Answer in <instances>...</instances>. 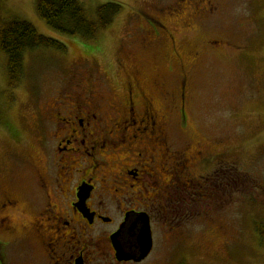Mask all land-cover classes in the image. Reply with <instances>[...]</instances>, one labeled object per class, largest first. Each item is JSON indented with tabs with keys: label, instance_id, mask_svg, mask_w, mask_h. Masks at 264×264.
I'll list each match as a JSON object with an SVG mask.
<instances>
[{
	"label": "rangeland",
	"instance_id": "374dc122",
	"mask_svg": "<svg viewBox=\"0 0 264 264\" xmlns=\"http://www.w3.org/2000/svg\"><path fill=\"white\" fill-rule=\"evenodd\" d=\"M81 1L96 18L97 7L108 0ZM116 1L122 8L113 21L85 39L51 27L39 16L36 0H2L3 19L29 20L66 49L26 50L15 86L9 83L7 54L0 50V185L6 184L12 156L38 155L31 135L35 116L69 73L84 62L102 72L117 71L122 58L146 81L161 82L162 92L177 94L184 83L189 135L194 140L208 136L230 159L227 200L211 214L214 222L200 216L178 239L156 227L152 255L160 264H264V0H211L215 9L204 17L189 1ZM109 76L113 85H121L118 76ZM14 132L24 137L20 144L12 142ZM15 163L23 164L12 172L18 192L30 187L34 168L27 161ZM15 221L18 233L34 240L23 264H35L43 256L37 236L22 227L21 218ZM7 249L15 256L11 264H21L19 248Z\"/></svg>",
	"mask_w": 264,
	"mask_h": 264
},
{
	"label": "flooded vegetation",
	"instance_id": "af4514ba",
	"mask_svg": "<svg viewBox=\"0 0 264 264\" xmlns=\"http://www.w3.org/2000/svg\"><path fill=\"white\" fill-rule=\"evenodd\" d=\"M182 1L202 17L215 9L211 0ZM120 59L117 71L106 69L113 72L79 64L36 114L38 155L12 156L0 185V264L15 259L10 245L21 264L34 251L31 235L18 233V218L37 236L43 256L35 264H160L152 255L156 227L181 238L200 216L214 222L211 214L227 200L229 154L206 135H189L184 83L177 94L162 92L161 82ZM16 161L34 168L30 187L18 192L12 172L23 164ZM139 212L149 217L153 246L141 259L125 258L113 236L127 214Z\"/></svg>",
	"mask_w": 264,
	"mask_h": 264
},
{
	"label": "trees",
	"instance_id": "16d2710c",
	"mask_svg": "<svg viewBox=\"0 0 264 264\" xmlns=\"http://www.w3.org/2000/svg\"><path fill=\"white\" fill-rule=\"evenodd\" d=\"M122 8L116 0H108L97 7L96 18H90L81 0H36V9L51 27L69 35L85 39L94 37L106 28ZM42 46L66 49L58 39L38 32L36 26L23 18L5 20L0 0V50L7 54L9 83L17 85L24 70V52H35Z\"/></svg>",
	"mask_w": 264,
	"mask_h": 264
},
{
	"label": "water",
	"instance_id": "95a60500",
	"mask_svg": "<svg viewBox=\"0 0 264 264\" xmlns=\"http://www.w3.org/2000/svg\"><path fill=\"white\" fill-rule=\"evenodd\" d=\"M118 251L125 258L145 257L153 246L149 217L144 212L129 213L118 232L113 236Z\"/></svg>",
	"mask_w": 264,
	"mask_h": 264
}]
</instances>
